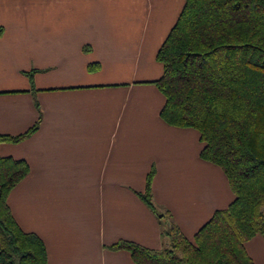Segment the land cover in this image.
I'll use <instances>...</instances> for the list:
<instances>
[{
	"label": "crops",
	"instance_id": "crops-1",
	"mask_svg": "<svg viewBox=\"0 0 264 264\" xmlns=\"http://www.w3.org/2000/svg\"><path fill=\"white\" fill-rule=\"evenodd\" d=\"M184 1L0 0V134L36 124L0 142L28 164L7 204L47 264H134L110 245L160 248L168 222L191 239L233 200L199 133L159 115L156 52ZM150 170L155 212L137 195ZM245 249L264 264L263 234Z\"/></svg>",
	"mask_w": 264,
	"mask_h": 264
},
{
	"label": "trees",
	"instance_id": "trees-1",
	"mask_svg": "<svg viewBox=\"0 0 264 264\" xmlns=\"http://www.w3.org/2000/svg\"><path fill=\"white\" fill-rule=\"evenodd\" d=\"M156 59L161 119L199 133L200 157L222 169L234 198L191 239L168 222L162 236L171 241L160 248L124 239L110 248L127 250L134 264H254L245 242L264 235V0H185ZM35 128L0 134V142ZM27 172L23 159L0 155V264H47L43 241L20 228L7 204ZM152 173L137 195L155 212Z\"/></svg>",
	"mask_w": 264,
	"mask_h": 264
},
{
	"label": "rangeland",
	"instance_id": "rangeland-1",
	"mask_svg": "<svg viewBox=\"0 0 264 264\" xmlns=\"http://www.w3.org/2000/svg\"><path fill=\"white\" fill-rule=\"evenodd\" d=\"M171 240L169 239V236L167 235V236H165V238H164V245H166V244H168L169 242H170Z\"/></svg>",
	"mask_w": 264,
	"mask_h": 264
},
{
	"label": "water",
	"instance_id": "water-1",
	"mask_svg": "<svg viewBox=\"0 0 264 264\" xmlns=\"http://www.w3.org/2000/svg\"><path fill=\"white\" fill-rule=\"evenodd\" d=\"M158 215H160V214H158Z\"/></svg>",
	"mask_w": 264,
	"mask_h": 264
}]
</instances>
